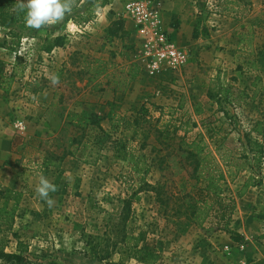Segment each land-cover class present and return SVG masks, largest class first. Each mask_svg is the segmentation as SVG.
I'll use <instances>...</instances> for the list:
<instances>
[{
  "label": "rangeland",
  "instance_id": "1",
  "mask_svg": "<svg viewBox=\"0 0 264 264\" xmlns=\"http://www.w3.org/2000/svg\"><path fill=\"white\" fill-rule=\"evenodd\" d=\"M130 1L134 0H114L116 11L105 18L95 16L86 31L77 33L73 28L70 33L64 25L63 33L53 32L52 36L63 34L66 43L45 59L36 58L35 49L37 41L45 46L44 37H23L17 46V39L9 35L11 25L0 19V68L4 82L11 78L9 93L0 90V191L6 192L0 198V248L5 253H17L20 248L28 255V264L98 263L82 236L101 243L108 236L105 232L117 229L121 201L127 200L123 233L136 238L131 244L158 254L155 264H264V0H217L212 10L205 0H172L173 9L193 12L197 37L181 38L179 22L157 14L155 31L169 35L186 52L188 62L155 77L144 73L150 63L142 52L144 40L123 13ZM136 1L157 13L158 0ZM116 19L124 21L128 37L107 36ZM76 21L72 18L67 23L77 28ZM168 28L177 33L176 39ZM186 30L190 31L189 26ZM129 61L140 68V76L124 95L113 94L106 89L105 77L119 74ZM0 82L6 85L3 79ZM223 88L231 92L233 101L221 100L219 109L214 99ZM140 107L147 110L151 126L168 132L160 142L150 135L144 149L139 138L129 145L142 166L137 175L132 160L113 157L116 137L110 118L133 117ZM74 113L103 118L100 126L105 133L88 130L85 136L102 148L96 163L90 166L66 158L59 169L37 171L35 164L48 159L46 153L60 151L56 139L66 146L80 135L66 125ZM16 121L23 123L22 130L16 128ZM257 123L263 133L258 137L263 145L259 161L237 174L223 167L215 149L224 142V150L248 151L243 137ZM183 130H187L185 143L202 137L218 169L214 177L222 175L218 184L223 194L235 200L230 229L239 234V242L224 232L201 231L200 221L186 217L189 205L176 200L179 197L170 198V193L178 192L181 176L190 179L194 165L185 164V154L179 151ZM14 136L28 144L24 152L22 146L10 151ZM175 166L183 167L180 175ZM41 177L56 185L57 191L49 194L54 201L51 206L36 191ZM252 182L254 186L238 198L243 185ZM158 185L164 194L157 201L150 187ZM101 249L96 247V254ZM112 260L139 264L122 247Z\"/></svg>",
  "mask_w": 264,
  "mask_h": 264
},
{
  "label": "trees",
  "instance_id": "2",
  "mask_svg": "<svg viewBox=\"0 0 264 264\" xmlns=\"http://www.w3.org/2000/svg\"><path fill=\"white\" fill-rule=\"evenodd\" d=\"M21 2H23V0H0V19L9 22L11 25L9 32H12L9 35L17 39V46L19 40L23 37L37 40H41V37H44L45 46L41 47L37 41L35 45L36 52L50 54L55 49L64 47L66 43L65 36L62 34L52 36L53 32L57 30L60 33L61 27H64L65 23L72 18L77 19V26L94 21L97 10L107 6L109 0H68L71 5V12L55 25L44 26L39 30L29 28L26 25L24 19L26 9H20ZM107 36L111 39L128 37L129 33L124 30V21L116 19L108 29ZM196 37L197 34L195 28L193 38ZM7 44L8 43L4 42L2 45ZM129 63L130 64L127 68H123L119 74L106 75L105 78L108 80L106 83V89L113 94L124 95L130 84L139 78L140 68L130 61ZM0 65H2L1 62ZM4 78L5 75L2 72V68H0V80L3 79V83L6 84L3 87V84L0 82V90L4 94H8L11 78L10 81L7 82H4L7 80ZM262 91H264V88H262ZM221 93H223V96H221L223 98L219 97ZM238 94L246 96V94L242 92H238ZM255 94L256 92L250 99H253ZM217 96L218 97L215 98L214 101L219 109L222 108L221 100L228 104L233 101L231 99V92L225 88L221 89L220 93H217ZM55 105L56 104L53 106ZM146 115L147 110L144 107H140L133 117L120 118L117 121H114L112 116L110 118L111 132L116 137L114 141L115 145L113 147V157L121 161H125L126 159L132 160L134 165L133 171L137 175L142 173V166H140L139 162H136L129 145L133 142H137V139L139 138L142 140L140 146L144 149L146 141L150 135H154L155 140L160 142L161 137L168 132L167 129L164 131L159 130L156 125L151 126ZM102 119L103 118L95 114L74 113L72 119L66 122V125L70 126L77 132H80V135L71 138L66 146L58 143L59 140L56 139L55 142L60 151L57 153H46L45 155L48 156V159H43L41 162L35 164L37 171L59 169L66 158H72L84 165L91 166L95 164L97 161V154L100 153L102 148L95 142L91 140L88 141V138H85V136L88 130H98L101 133H105L100 126ZM182 127H184V124L178 129L181 130ZM177 131V128H175L172 131V134L175 135ZM183 131L184 137L180 140L179 145L182 147L179 148V151H182L183 154H185V164L192 162L194 165L190 172V181L181 176L177 184L179 190L177 193H170V198L179 197L176 200H181L183 204L187 203L189 205L187 210H190V212L186 217L193 222L200 221L202 223L199 225L201 231L205 233L224 232L230 234V237L234 242H239V234L232 232L230 229L232 216L235 212V200L232 197H227L223 194V191L218 184L219 180L222 179V175L218 174L217 177H214L218 172V169L214 163V159L211 157L210 153L206 151V145L204 144L202 137L197 136L195 140L188 144L185 143L184 140L187 130ZM252 134H254L255 137H253ZM262 135V130L259 128V123H257L256 126L250 129V132L245 133L243 137L246 139V144L244 146L249 148V150H244L240 153L233 152L232 150H224V142H222L215 149L218 161L223 167L233 169L236 174L239 171L246 170L250 167L249 165L251 162L256 164L259 161V158L263 155V145L258 140V137H262ZM106 137H110L109 133L106 134ZM224 139L225 138H223V141ZM19 146H22L23 152L28 148V144L25 143L22 138L14 136L10 142V151L14 153V149ZM249 154L253 155L252 158ZM182 168V166H175L178 175H180L179 173L182 171ZM186 185L188 187L187 192H185ZM158 186L150 187L151 191L155 194L157 201L160 196L164 194L162 188H160L162 186ZM253 186L254 182L251 184L245 183L238 192L237 197L241 198L246 189ZM5 193L6 192L0 191V198H3ZM168 200L169 199H167V201ZM159 201L161 202V200ZM121 206L122 209L118 217L119 221L117 223L118 226H116L117 229H113L111 232H105L108 236L104 238L101 243L96 244H93L92 236L83 234L82 239L86 246L89 248L90 252L95 255L99 264H117L114 263L112 257L118 247L124 248L125 251L135 258L136 262L139 264H155L159 259L158 254L144 251L138 248L135 244H131L136 241V238L127 236L123 233V225L128 218L126 210H128L129 201H121ZM175 215H180V212L176 211ZM204 223L207 226L203 225ZM262 238L264 239V236ZM98 246H101L102 249L96 254L95 249ZM0 262L2 264H28L29 259L28 255L23 253L20 248L17 253H5L4 250L0 248Z\"/></svg>",
  "mask_w": 264,
  "mask_h": 264
},
{
  "label": "built area",
  "instance_id": "3",
  "mask_svg": "<svg viewBox=\"0 0 264 264\" xmlns=\"http://www.w3.org/2000/svg\"><path fill=\"white\" fill-rule=\"evenodd\" d=\"M216 2L217 0H205L206 7L209 10L215 8ZM123 13L133 22L138 34L144 40L142 52L145 57L150 59V63L144 70L147 76L155 77L162 71H175L187 64L188 56L186 52L175 46L165 32L155 31L154 25L157 13L149 10L146 5L136 0L127 2L123 7ZM95 16L98 15L95 14ZM93 22L78 26L77 33L88 30ZM21 47H23V44H21ZM15 125L19 130L24 128L21 121H16Z\"/></svg>",
  "mask_w": 264,
  "mask_h": 264
},
{
  "label": "clouds",
  "instance_id": "4",
  "mask_svg": "<svg viewBox=\"0 0 264 264\" xmlns=\"http://www.w3.org/2000/svg\"><path fill=\"white\" fill-rule=\"evenodd\" d=\"M20 9H26L24 17L26 25L39 30L60 22L71 12V5L68 0H23ZM36 191L49 206L54 203L49 194L56 192L57 188L48 179L41 177Z\"/></svg>",
  "mask_w": 264,
  "mask_h": 264
},
{
  "label": "crops",
  "instance_id": "5",
  "mask_svg": "<svg viewBox=\"0 0 264 264\" xmlns=\"http://www.w3.org/2000/svg\"><path fill=\"white\" fill-rule=\"evenodd\" d=\"M114 0H109V5L107 7H105L104 9H100L101 13H95L98 16L105 18L106 16H110V12L116 11V6L115 3H113ZM150 1V0H148ZM156 11L158 15H161L162 17L168 19L170 22L171 21H178L179 22V32H181V38L185 37L188 38L187 36H191L195 30L194 26H195V16H193V12L189 11V12H185L183 13V11L180 10H176L172 8V0H158L156 3ZM157 15V16H158ZM189 24V25H188ZM66 28L68 29V31L71 33V29H77L75 25H73V23H65ZM186 26H189L190 31L186 30ZM197 29V28H196ZM65 30V26L61 27V33H63V31ZM172 39H176V35L177 33L175 31H173L172 29L168 28V30H166ZM66 32V31H65ZM68 32V33H69ZM63 35V34H62ZM56 51V50H55ZM55 51H53L51 54L55 53ZM48 54L45 53H39L36 58L40 59L43 58L45 59V57L49 56ZM95 114V113H93Z\"/></svg>",
  "mask_w": 264,
  "mask_h": 264
}]
</instances>
